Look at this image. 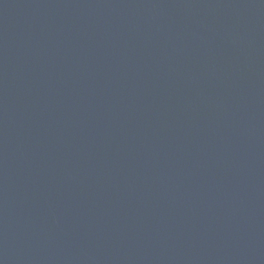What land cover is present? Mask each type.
<instances>
[{
  "label": "water",
  "instance_id": "water-1",
  "mask_svg": "<svg viewBox=\"0 0 264 264\" xmlns=\"http://www.w3.org/2000/svg\"><path fill=\"white\" fill-rule=\"evenodd\" d=\"M0 264H264V0H0Z\"/></svg>",
  "mask_w": 264,
  "mask_h": 264
}]
</instances>
